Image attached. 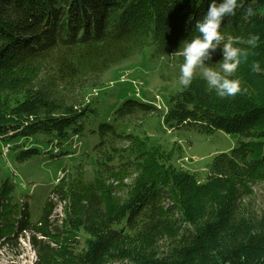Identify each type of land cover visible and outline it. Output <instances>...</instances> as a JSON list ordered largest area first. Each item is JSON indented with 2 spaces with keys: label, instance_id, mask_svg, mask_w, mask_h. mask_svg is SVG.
Here are the masks:
<instances>
[{
  "label": "trees",
  "instance_id": "obj_1",
  "mask_svg": "<svg viewBox=\"0 0 264 264\" xmlns=\"http://www.w3.org/2000/svg\"><path fill=\"white\" fill-rule=\"evenodd\" d=\"M148 45L173 56L160 77L180 91L166 109L126 99L99 122L93 178H58L36 219L0 177V249L27 232L35 264H264V206L252 204L264 179V0H0L1 156L26 161L42 154L26 146L35 135L61 146L80 134L96 113L89 91ZM151 115L240 138L200 178L124 129Z\"/></svg>",
  "mask_w": 264,
  "mask_h": 264
},
{
  "label": "rangeland",
  "instance_id": "obj_2",
  "mask_svg": "<svg viewBox=\"0 0 264 264\" xmlns=\"http://www.w3.org/2000/svg\"><path fill=\"white\" fill-rule=\"evenodd\" d=\"M172 58L168 54H155L153 47L148 45L108 68L101 77L100 85L87 95L88 98L96 99L92 104L96 113L88 115L80 134L73 135L61 146H48L42 135H35L26 146H35L42 154L26 161H18L15 150H9L1 156L3 144L0 143V177L7 178L13 185L17 198L28 201L35 219L40 213L47 190L58 178L68 176L71 181H91L96 168L93 147L98 140L97 134L92 130L99 122L112 121L114 110L126 99L150 102L159 108H167L169 95L180 91L182 85L178 78L163 80L160 77L161 71ZM124 129L143 137L147 147L159 145L166 151H172L176 166L194 171L200 178L207 173L213 156L229 151L240 138L236 133L216 129L211 132L195 128L171 131L158 115L149 116L142 127L129 126ZM177 152L180 157H177ZM135 174L129 171L123 182L129 183ZM109 183L115 187L119 185L118 180L112 179ZM252 189V204L256 208L263 207L264 179L253 185ZM122 193V186L116 187L114 194L118 196ZM52 200L57 203L53 207L51 220H57L63 215L62 203L54 197ZM28 241L29 234L24 232L11 250L0 249V264H35V252Z\"/></svg>",
  "mask_w": 264,
  "mask_h": 264
}]
</instances>
